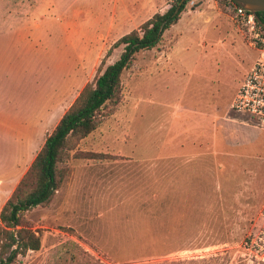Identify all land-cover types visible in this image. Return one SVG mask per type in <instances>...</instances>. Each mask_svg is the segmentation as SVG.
<instances>
[{
	"label": "rangeland",
	"instance_id": "obj_1",
	"mask_svg": "<svg viewBox=\"0 0 264 264\" xmlns=\"http://www.w3.org/2000/svg\"><path fill=\"white\" fill-rule=\"evenodd\" d=\"M15 1L0 0V25L11 23ZM219 1L191 0L156 47L136 54L120 102L103 109L102 124L74 150L103 158L72 159L81 186L68 188L71 170L50 203L26 212L41 247L17 264H241L264 199V126L230 105L259 50ZM114 2L48 0L38 16L43 33H0V42L23 38L21 48L0 43L7 185L16 182L15 138H23L24 176L100 66L120 58L123 45L107 55L113 44L147 20V0H122L116 13ZM172 3L149 8L164 12ZM69 5L103 15L66 17ZM18 183L7 186V200Z\"/></svg>",
	"mask_w": 264,
	"mask_h": 264
},
{
	"label": "trees",
	"instance_id": "obj_2",
	"mask_svg": "<svg viewBox=\"0 0 264 264\" xmlns=\"http://www.w3.org/2000/svg\"><path fill=\"white\" fill-rule=\"evenodd\" d=\"M191 0H173L170 8L157 12L129 33L119 38L108 51L124 46L120 58L101 65L94 81L87 83L54 130L46 137L31 166L0 211V264H17L20 256L41 247V233L27 221L26 212L50 203L72 170V159L103 158V154L74 151L79 141L102 124L103 109L117 106L122 95V75L142 50L156 47L164 33L175 25ZM226 0H220L234 14ZM264 24V11L258 12ZM74 151V152H72Z\"/></svg>",
	"mask_w": 264,
	"mask_h": 264
},
{
	"label": "built area",
	"instance_id": "obj_3",
	"mask_svg": "<svg viewBox=\"0 0 264 264\" xmlns=\"http://www.w3.org/2000/svg\"><path fill=\"white\" fill-rule=\"evenodd\" d=\"M226 3L234 11L233 17L243 26L251 44L259 50V57L246 74L230 107L233 112L244 114L264 126V25L259 23L254 12L234 0H226ZM241 248V264H264V199L257 222L244 237Z\"/></svg>",
	"mask_w": 264,
	"mask_h": 264
},
{
	"label": "crops",
	"instance_id": "obj_4",
	"mask_svg": "<svg viewBox=\"0 0 264 264\" xmlns=\"http://www.w3.org/2000/svg\"><path fill=\"white\" fill-rule=\"evenodd\" d=\"M48 0H16L15 2V10L14 12H11L13 13V15L11 14V17L13 18L11 23L10 24H16L19 28V30H16V26L15 25H10V24H5L4 25H0V33H2L3 35L7 34V33H11L13 29V31L15 32H22L23 30H27L29 29V27H34V30L31 29V32H35V33H43L44 32V29H42V24L41 22L38 20V16H39V10L42 6H45V2H47ZM114 5L112 6V11L113 12H118L119 10V5H120V1L122 0H114ZM160 0H147V2L144 4L143 6V11L145 12V15H146V18L149 19L150 17H152L154 15L155 12H151L149 6L151 4H155L157 5L158 2ZM155 2V3H154ZM157 3V4H156ZM148 6V7H147ZM125 10H126V17H130L132 15V11L133 9H131L130 5H127L125 7ZM91 10H88L86 9L85 7H72V6H68L65 10H63V15H65L66 17H85V16H88V15H92L93 13L90 12ZM152 13V14H151ZM157 13V12H156ZM94 16H101L103 15V12H96L93 14ZM34 18V19H33ZM127 18H124V19H127ZM129 20V19H127ZM10 29H9V27ZM54 26L55 24H52V32L54 31ZM68 26L71 31H76V24H72L71 21L69 20L68 22ZM79 26V25H78ZM15 29V30H14ZM3 37V36H2ZM1 38V37H0ZM0 43H4L6 47H11L12 45H19V47L21 48L22 47V43H23V38L19 37V40L18 42L16 40H11L9 42L7 41H4V42H0ZM60 120V119H59ZM21 118H20V122H21ZM59 122V121H58ZM22 126V125H21ZM15 144H20V158L17 156H15L13 160V166L11 165V170H10V174H12L14 178H16V182L14 184H17L18 182H20V179L22 178L23 176V172L21 171L22 170V166L20 167L19 171H17L18 169V163L17 161H22V153H23V138L22 136L19 137V140L17 141V139L15 138ZM81 165V164H80ZM80 165H77V164H73V169H72V176H70V179L68 180L67 182V185H68V188L70 187V190L73 191V189L75 187H80L82 182V179L76 175L75 173H80V170H81V166ZM14 168V169H12ZM14 170L16 171V174H13L14 173ZM7 170L5 169L4 173H2V175H0V210L2 209L3 205L5 204V201L7 200L5 198V192L7 190V186H9L12 188L15 186L14 184H6V176H7ZM12 181H13V178H12ZM6 199V200H5Z\"/></svg>",
	"mask_w": 264,
	"mask_h": 264
},
{
	"label": "water",
	"instance_id": "obj_5",
	"mask_svg": "<svg viewBox=\"0 0 264 264\" xmlns=\"http://www.w3.org/2000/svg\"><path fill=\"white\" fill-rule=\"evenodd\" d=\"M238 5L256 14L259 23L264 25L258 16V12L264 11V0H234Z\"/></svg>",
	"mask_w": 264,
	"mask_h": 264
}]
</instances>
